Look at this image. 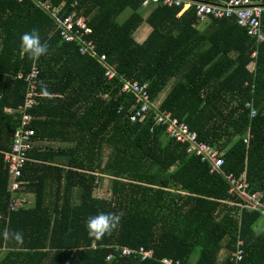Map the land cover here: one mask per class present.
Returning <instances> with one entry per match:
<instances>
[{
	"label": "trees",
	"instance_id": "16d2710c",
	"mask_svg": "<svg viewBox=\"0 0 264 264\" xmlns=\"http://www.w3.org/2000/svg\"><path fill=\"white\" fill-rule=\"evenodd\" d=\"M41 1L62 18L84 17L97 52L118 75L147 83L153 102L163 95L161 111L185 124L197 142L221 152L223 164L211 172L209 163L187 151V143L155 127L153 113L130 124L134 96L120 91L118 78L107 80L96 59L64 42L54 19L34 0H0V264H162L165 257L183 264H234L238 241L241 264H264L260 216L240 210L245 203L229 194L227 179L245 178L248 193H262L264 203V46L235 19H207L197 30L201 22L192 2L207 0H183L190 8L180 17L183 3L146 10L144 0ZM125 12L130 14L120 22ZM142 24L150 32L137 43ZM32 29L48 44L37 61L20 49L22 34ZM34 65L39 98L28 113L35 134L21 178L34 206L8 212L10 176L2 157L20 118L7 110L24 105L28 83L17 76ZM41 82L50 96L41 95ZM99 174L113 178L109 199L95 197ZM99 213L122 218L118 229L97 240L85 221ZM113 245L142 246L154 250L155 259L108 262Z\"/></svg>",
	"mask_w": 264,
	"mask_h": 264
},
{
	"label": "built area",
	"instance_id": "2783aa9c",
	"mask_svg": "<svg viewBox=\"0 0 264 264\" xmlns=\"http://www.w3.org/2000/svg\"><path fill=\"white\" fill-rule=\"evenodd\" d=\"M23 1V0H18ZM38 6L44 8L54 19L60 35L66 43H75L79 47V52L82 55L90 56L96 59L104 68V77L112 81L118 78L121 82L120 91L125 94H132L134 96V108L133 113L128 117L130 124H141L150 114L154 115L155 127H165L167 134L170 137L177 138L182 143H187V151L189 153H195L197 156H201L202 161L210 164L211 172H219L223 164L222 153L214 150L205 143L196 141V134L191 132L185 124L180 123L177 119L166 112L161 111V103L153 102L149 99L148 84H139L135 81L127 80L118 75L114 66L108 63L105 54L100 55L97 52L96 44L92 36L93 30L87 24L84 17H77L75 14L67 15L65 18L61 16L60 10L51 9L49 4L42 3L40 0H34ZM207 4L205 2L195 3V16L198 22H204L207 19H235L237 25L243 29L247 36L255 39L258 45L264 46V0H214ZM181 0H145L142 3V8H146L149 4H161L163 7L174 8L179 7ZM190 3L183 4V9H189ZM77 17V18H76ZM256 56V53L253 54ZM18 79H25L28 83V92L25 95L24 105L18 107L16 110H7L9 114H16L20 118V125L15 131L10 146V151L3 154L2 160L7 168V173L10 176L9 180V192L11 194V200L8 205V212L26 211L33 207L34 199L32 196L23 192L25 185L22 178V169L27 162V153L32 149V140L35 132L31 129V124L35 120L32 115L28 113L35 106L38 105L37 99L39 98V69L34 66L30 73L26 76L18 74ZM107 99V95L104 96ZM250 110L251 119L256 118L257 110L254 107V103L250 102L247 106ZM154 129L150 130L153 133ZM251 141V136L245 139V143L248 144ZM227 179L230 182L229 194L236 195L241 201L245 203V208L250 211L259 214L262 229L264 230V203L262 193L249 194V184L246 179H235L232 176H228ZM8 221V218H6ZM6 234V233H5ZM4 234V239H5ZM243 243L238 241L237 253L231 256V261L234 264H241L243 262V251L240 247ZM4 250V244L1 246ZM111 252L107 256L108 262H113L119 259L134 257L140 261L155 259L154 250L145 249L140 246L138 248H128L120 245H113L110 247ZM162 264H183L181 260H175L172 258H163ZM194 264V263H191ZM216 264H223L220 259Z\"/></svg>",
	"mask_w": 264,
	"mask_h": 264
},
{
	"label": "clouds",
	"instance_id": "9594fccd",
	"mask_svg": "<svg viewBox=\"0 0 264 264\" xmlns=\"http://www.w3.org/2000/svg\"><path fill=\"white\" fill-rule=\"evenodd\" d=\"M202 2L210 4L211 2L213 3L215 1L214 0H207V1H202ZM182 3L187 4L190 2H183V0H181L180 6ZM192 3H197V2H192ZM149 6H153V4H149ZM155 6H157V4H155ZM179 7H174V8H179ZM143 9H145V8H143ZM186 11H187V9L184 10L182 7V10L179 13L178 17H180ZM80 17H82V16H80ZM212 20H215V19H212ZM87 24H88V22H87ZM20 49H21V52L23 54H25L31 61H37L40 59V57L47 54L48 44L46 42L42 44L38 30L32 29L30 32H25L24 34H22V36L20 38ZM254 53H256V56H253V57L256 58L257 57V51H255ZM85 56H87V55H85ZM34 66H36V65H34ZM41 95H43L44 97H48L51 95V93H49L47 90V85L44 84L43 82H41ZM27 194H29V193H27ZM29 195L32 196V198L34 199V196L32 194H29ZM121 218H122V214H120V213H99L95 216H89L85 221V227H86V230L88 232V235L90 237L97 239V240L101 239L106 234L110 235L114 230L119 228ZM261 226H262V224H261ZM15 239L18 242H22V235L17 233L15 236Z\"/></svg>",
	"mask_w": 264,
	"mask_h": 264
},
{
	"label": "crops",
	"instance_id": "0c3cea01",
	"mask_svg": "<svg viewBox=\"0 0 264 264\" xmlns=\"http://www.w3.org/2000/svg\"><path fill=\"white\" fill-rule=\"evenodd\" d=\"M147 8H145V9L147 10ZM148 12H149V10L145 12L146 17L148 16ZM204 22H206V21H204ZM204 22H201L198 24V26L196 27L197 30L202 31L203 27H205L206 24L209 23V21H207L205 24H204ZM149 32H150V27H148V26H146L144 29L140 30L139 32H136L135 36H134L136 42L142 43L146 39ZM249 68L254 69V65H250ZM163 98H164V96H163ZM162 100L159 99V103H161ZM76 134H77V130H76V133H74V136ZM57 146H60V145H57ZM61 147L67 148L66 146H61ZM98 177H99V180H98L99 186L95 192V197L98 199H109L110 197H108V196H111V186L113 184V178L107 174H99Z\"/></svg>",
	"mask_w": 264,
	"mask_h": 264
},
{
	"label": "rangeland",
	"instance_id": "374dc122",
	"mask_svg": "<svg viewBox=\"0 0 264 264\" xmlns=\"http://www.w3.org/2000/svg\"><path fill=\"white\" fill-rule=\"evenodd\" d=\"M129 12H125L118 20L121 22L123 20H125L128 16H129ZM147 25L145 24H142L141 27L136 31V32H139L140 30L144 29ZM160 99L162 100L163 99V95L160 96ZM104 193V192H103ZM97 194V193H96ZM110 197V196H108Z\"/></svg>",
	"mask_w": 264,
	"mask_h": 264
},
{
	"label": "water",
	"instance_id": "95a60500",
	"mask_svg": "<svg viewBox=\"0 0 264 264\" xmlns=\"http://www.w3.org/2000/svg\"><path fill=\"white\" fill-rule=\"evenodd\" d=\"M194 2H202V1H194Z\"/></svg>",
	"mask_w": 264,
	"mask_h": 264
}]
</instances>
